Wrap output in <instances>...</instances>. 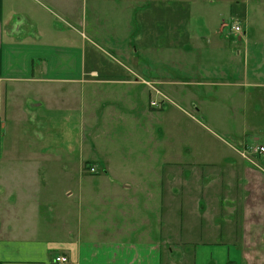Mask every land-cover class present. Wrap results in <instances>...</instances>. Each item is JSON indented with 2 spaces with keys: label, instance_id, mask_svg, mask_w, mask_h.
<instances>
[{
  "label": "crops",
  "instance_id": "1",
  "mask_svg": "<svg viewBox=\"0 0 264 264\" xmlns=\"http://www.w3.org/2000/svg\"><path fill=\"white\" fill-rule=\"evenodd\" d=\"M44 1L54 11L66 12L64 0ZM53 10L40 0H0V105L3 107L6 101L7 108L14 109L6 115L12 128L10 147L6 143L0 146V190L3 191L5 187L3 171L11 172V194L18 206L12 211L11 218L14 225L23 221L10 231L0 233V264H57L56 258L67 259L66 264H171L165 261L168 243L164 235H168L170 229L163 227V189L171 180L174 182L179 174L186 179L201 173L203 179L213 178L216 174L224 177L231 172L232 166L215 169L216 172L196 167L199 164L189 149L186 157H180L186 164L179 166V148L173 157L174 165H164L165 157L159 163L154 152L155 139L149 138V134L155 135L154 126H163L164 123L167 124L166 132H169L170 119L158 111H137V103L130 98L137 88L145 86L148 89L143 88L142 92L147 95L150 89L169 104L180 101L195 106V111L205 117L209 100L206 93L221 89L222 101L231 102L237 108L238 100L226 91L236 92L239 96L245 89L251 91V95L257 92V96L259 92H264V38L253 45L245 37L228 43L217 36L220 30L210 36H197L181 34L176 29L173 40L165 41L159 31L164 24L162 13L159 15L157 8L152 10V14H148V11L139 14L135 22L132 7L127 4L119 18L120 23L113 24V31L108 30L110 39L94 30L93 37L99 43L96 44L73 26L58 28L56 22L61 20ZM75 21L79 27H83L80 20ZM179 23L186 25L190 23V18L186 22L180 20L177 27ZM215 23L217 21L209 22L210 25ZM220 27L222 29L223 24ZM104 107L113 112L115 107L129 110L126 123L128 133L136 131L134 125L141 117H146L144 133L153 142L154 148L151 152L147 150L145 158L140 157L138 164H125L123 170L122 166L112 165L116 164L115 160L121 159L119 155L112 159L107 151L109 160L106 159L107 165L101 169L106 174L96 181H89L79 176L83 170L84 148L80 158L74 161L67 158L66 154L69 153H64L65 158L52 159L45 154L43 147L37 149L34 145H31L34 148L21 145V141L31 140L32 135L29 138L28 132L22 134L19 126L38 123L41 117L46 118L48 126L58 120L65 123L72 118L76 129L77 124H81L89 131L99 132L102 130ZM132 111L136 112V116ZM1 114L3 117L4 112ZM149 121L156 123L149 125ZM171 125L172 128L179 126L173 120ZM15 139L19 141V146H14ZM239 156L243 160V152ZM148 157L155 159L154 165H148ZM36 171L63 172L65 182L61 188L74 189L67 192V197L61 201L56 197L60 228L47 223L48 219L39 212V207L33 208V203L38 201L35 190L37 194L36 188L39 186L35 187L31 180L18 179L20 173ZM120 172H126L128 177L119 178L117 175ZM110 177L117 180L110 181ZM142 177L149 183L146 180V183H142ZM157 184L159 192L148 193L145 208L130 211V225L116 221V214L121 212L122 205L128 203L134 209L144 202L135 197L137 188L157 187ZM95 185L100 191V202L105 205L101 212L107 214L87 217L91 220L87 228V220L83 223L84 217L78 211V205L95 201L96 194L92 192ZM84 188L87 190L84 191ZM48 193L43 191L39 199L46 202ZM152 201L158 209L149 210L148 204ZM197 204L202 212L204 199L198 200ZM152 214L159 227L152 231L155 238L149 241L145 227L135 229L133 223L143 222ZM100 219L103 221L99 224ZM204 235L207 238L205 242L198 245L194 242L195 247L186 245L180 250L181 254L173 252L167 245L168 256L174 259L173 264H181L183 257H187V260H182L183 264H252L245 259L240 245L219 243L220 240L213 242L207 230ZM228 235V231L217 232V236ZM235 245L238 250H233L234 259H230L227 248ZM254 262L264 264L263 260Z\"/></svg>",
  "mask_w": 264,
  "mask_h": 264
},
{
  "label": "rangeland",
  "instance_id": "2",
  "mask_svg": "<svg viewBox=\"0 0 264 264\" xmlns=\"http://www.w3.org/2000/svg\"><path fill=\"white\" fill-rule=\"evenodd\" d=\"M40 1L53 10V7L47 5L44 0ZM64 4H66L65 13L53 10L61 20L56 22L58 28L73 26L80 33H83L84 37L96 44L99 43L93 37L94 30L105 35L106 39H110L108 30L113 31V24L120 23L119 18L125 11L127 4L132 7V17L135 22L139 14L146 11L148 14H152V10L157 8L158 14L161 15L162 13L164 24L160 26L159 31L165 41L173 40L176 29L181 34H196L197 36H210L213 35L214 31L220 30L222 34L219 32L217 36L229 43L230 40L236 41L240 38L235 37L230 32L231 26L236 23L243 26L244 37L251 45L264 38V0H64ZM71 14L72 17H70ZM189 18L190 23L186 25L179 23V26H176L180 20L186 22ZM75 19L80 20L83 27H79ZM215 21L217 24H209V22L214 23ZM119 34H121L120 31ZM104 49L106 50L105 47ZM165 65H167V61H165ZM143 88L148 89L145 86L139 87L133 97L130 95V99L135 104L137 103V111H158L163 117L170 119L168 127L172 133L166 132L165 126L167 124L164 123L163 126H154L155 135L149 134V138L155 139L156 161L160 163L161 159L165 157L163 159L164 165H174L172 163L175 162L173 157H175L176 149L179 148V163L177 164L179 166L186 164L180 157L188 155L187 149L192 155H195V161L199 164L196 167L200 166L199 168L216 172L215 169H222L228 165L232 166L231 172L225 176L221 174L224 177L216 174L213 178L203 179L201 173L186 179L185 176L179 174L174 182L171 180L170 184L163 189V197H165L163 227L165 230L170 229L168 230L170 233L164 235L165 242L168 243L165 247V261L173 264L172 261L174 260L173 257L168 256L167 245L172 248L173 252L177 251L181 254L180 250L184 246L195 247L194 242L197 245L205 242L204 231L207 230L211 235L210 240L213 242L220 240L219 243L232 242L240 245L245 253V259L252 264L257 260L264 262V193L262 192V190L264 191V174L259 177L257 170L251 164L255 163L264 169V156L252 154L256 146L264 147V92H259L260 94L257 96V92L251 95L252 92L245 89L241 91L242 94L239 96L236 92L226 91L229 96L231 94L238 100V107L236 108L235 104L222 101L223 92L221 89H213L210 93H206L209 100L204 117L203 114L195 111V106L192 107L173 100L174 104H169L161 100L150 89L149 95L142 92ZM136 95L142 97L135 98ZM196 95L198 97V94ZM126 101L124 102L126 103ZM5 102L3 107L0 105V146L1 143L3 146L6 143V146L10 147L9 134L12 128L10 119L6 115L8 111L12 113L14 109L7 108ZM152 103H155L157 107L151 106ZM104 108L102 130L99 132L89 131L87 127L81 124H77L76 129L72 118L67 119V117H65L67 119L65 123L58 120L48 126L46 118L41 117L42 120L38 123L19 126L22 134L28 132L29 138L32 135L31 140L21 141V145L25 147L34 145L37 149L43 147L45 154L52 159L65 158L64 153H69V155L66 154L67 158L74 161L80 158L81 150L84 148L83 170L79 176L89 181H96L106 174L101 169L107 165L105 161L107 158L109 160V155L112 159H116V155H119L121 159L115 160L116 164L112 165L122 166L123 170L125 164L128 166L138 164L139 158H145L148 153L147 150L151 152L154 148L153 142H150L144 133L145 125L147 126L146 117H141L139 122L134 125L136 131L128 133L126 123L130 115L129 110L115 107L113 112L107 107ZM2 111L4 112L3 117ZM135 113L133 112V116H136ZM171 120L179 126L172 128ZM151 123L155 124L156 122L149 121V125H152ZM26 129L27 131H25ZM162 133L163 139H161ZM14 146H19V141H14ZM18 148L20 149V147ZM107 151L108 156L106 155ZM240 152H243V160L239 156ZM154 160L148 157V165H154ZM52 162L56 163L57 161ZM11 174V172L3 171L5 187L3 191L0 190V233L3 230L10 231L12 227H17L23 223L20 220L18 221L20 224L14 225L11 218L12 211L18 209L15 198L11 194L13 190ZM1 176L2 173L0 172V179ZM117 176L119 178L128 177L126 172H120ZM63 177H65V173L55 171L20 173L18 176V179L31 180L35 187L36 185L39 186L36 188L37 194L34 187L35 197L38 201L33 203V208L39 207V212L48 219L46 222L53 223L58 228H60L61 221L57 217L59 206L57 199L59 201L65 199L67 192L74 190L61 188L65 182ZM112 180L117 179L110 177V181ZM145 180L142 177L141 182L143 183ZM44 184L46 185L45 188L43 187ZM86 190L84 188V191ZM158 190V184L157 187L137 188L135 197L144 202L138 204L134 209L128 203L122 205L121 212L116 214V221L130 225V211L144 209L148 193L152 194L157 191L158 194ZM43 191L49 192L46 202L39 199L42 197ZM92 192L96 194L95 201L88 205H78V211L84 217L83 223L87 220V228L91 224V220L88 219L89 216L107 214V212H101L105 205L104 202H100V196H98L100 191L97 185L95 188L93 187ZM122 192L125 193V190L122 189ZM200 198L204 199L205 207H203L202 212L197 204L198 200H201ZM41 202L42 205L38 204ZM148 208L152 210V208H157V205L152 201L148 204ZM2 217L4 218L2 219ZM100 220L99 224L103 219ZM144 220L133 223L134 226L136 225L134 228L145 227L144 230L149 233L146 238L151 241L155 238L152 231L157 230L159 223H157L154 215L148 216ZM41 223L43 224V222ZM218 231H228L229 235L226 237L217 236ZM227 249L230 250L229 258L234 259L232 253L235 252L233 250H238L236 245ZM182 260H187V257L181 259V264H183Z\"/></svg>",
  "mask_w": 264,
  "mask_h": 264
},
{
  "label": "built area",
  "instance_id": "3",
  "mask_svg": "<svg viewBox=\"0 0 264 264\" xmlns=\"http://www.w3.org/2000/svg\"><path fill=\"white\" fill-rule=\"evenodd\" d=\"M230 32L232 33V35H234L235 37H244L245 36V31L244 28L241 24H234L231 26L230 28ZM151 106L153 107H157V105H155V103H152ZM252 154L257 155V156H264V147L263 146H256L253 151ZM253 168L257 170L258 176L261 177L264 174V169H261L260 166L256 165L255 163H251ZM262 192L264 193V191L262 190ZM68 261L65 258H56L55 259V263L57 264H66Z\"/></svg>",
  "mask_w": 264,
  "mask_h": 264
}]
</instances>
